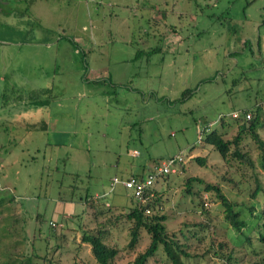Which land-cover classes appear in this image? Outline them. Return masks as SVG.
I'll list each match as a JSON object with an SVG mask.
<instances>
[{
	"label": "rangeland",
	"instance_id": "rangeland-1",
	"mask_svg": "<svg viewBox=\"0 0 264 264\" xmlns=\"http://www.w3.org/2000/svg\"><path fill=\"white\" fill-rule=\"evenodd\" d=\"M243 109L264 139V0H0V264H98L81 240L97 229L114 263L132 264L150 235L129 245L133 197L110 177H145L174 154L175 172L153 181L165 228L189 252L216 247L184 264H225L218 243L239 234L208 184L250 224L239 253L264 252L247 208L264 210L256 143L241 133L252 167L204 140L234 137ZM42 112L63 134L22 121ZM149 264L172 263L159 249Z\"/></svg>",
	"mask_w": 264,
	"mask_h": 264
},
{
	"label": "trees",
	"instance_id": "trees-1",
	"mask_svg": "<svg viewBox=\"0 0 264 264\" xmlns=\"http://www.w3.org/2000/svg\"><path fill=\"white\" fill-rule=\"evenodd\" d=\"M162 34L165 35L164 33ZM159 48L161 47L151 49L157 50ZM96 81L101 82L100 80ZM36 99H38V97H36L35 100ZM239 112L240 116L237 118V120L243 119L248 120L249 122L248 124H241V130L234 137H232L231 139H225L220 133L213 130L208 133L206 132L204 140L207 144L213 146L214 149L218 151L221 157L224 159L229 153L230 145L233 144L232 155L243 162H248V164L253 167L254 164L249 155L246 152H242L238 146L241 133L247 132L254 140L259 149L258 162L260 167L264 169V139L261 138L257 130L261 125L258 112L254 111V116L251 119L244 118L245 113L248 112L246 109L239 110ZM195 159L200 163L204 162V158L202 157L196 156ZM153 161L156 165L155 160ZM138 177L144 178V176L141 174L138 175ZM190 179L191 178H189V180ZM255 181V188L250 192L252 198L256 197L258 192L261 191V186L258 179L255 178ZM206 189H214L218 193V197L221 199L224 206L225 220L229 223L230 226L233 227V229H235L239 233L237 234L234 243L232 242L229 246H225L226 244L222 242L218 243V248H228L226 252L221 254V256L225 257V264H264V252H258L257 247H253L247 251L245 250V247H243V249H241L242 252L239 253V245L242 244L244 236L248 244H251L249 236H247V234L245 233L246 230H242L243 227L245 229H248V225L250 224L245 220V218L241 216V211L235 208L236 203L228 200L225 196L221 195L219 192V188L213 184H208ZM153 192L155 195L154 199L152 201L146 202L143 205L137 204L132 198V204L127 206V212L124 215H120L127 218L131 222L129 231L131 237L129 240V245H133L137 241L141 230H145L150 235L148 245L143 251H140L135 255L132 264H149L150 259L159 249H162L164 251L166 257L172 264H177L179 261L180 264H184V259L190 257L205 256L210 249L216 248L212 243H210V245L204 252H189L185 244L181 243L175 237L174 233H169L165 228L163 221L166 219V217L161 211L162 203L155 188L153 189ZM85 198H87V196H85ZM255 204L256 200H253L249 205H247L248 211L257 220L252 224L251 227H254L253 225L256 224L254 231L257 233V240L258 242L264 244V210L261 209L258 212L254 213ZM121 206L123 209L126 208V206H124L123 204ZM202 225L208 224L203 222L197 224V226ZM103 233L104 232L101 229H97L95 233L90 234L84 232L82 234L81 240L82 242L89 243L90 251L98 264H115L113 258L116 255L117 250L114 247L109 246L103 240Z\"/></svg>",
	"mask_w": 264,
	"mask_h": 264
},
{
	"label": "built area",
	"instance_id": "built-area-1",
	"mask_svg": "<svg viewBox=\"0 0 264 264\" xmlns=\"http://www.w3.org/2000/svg\"><path fill=\"white\" fill-rule=\"evenodd\" d=\"M231 115L234 118H237L240 116V112L233 111ZM250 115V112H246L244 118L249 119ZM182 161L183 156L181 154H175L173 156L167 157L160 163L154 165L152 167V170L144 178H137L134 176H129L125 178L113 176L110 179V188L112 189L116 184H121L124 188L130 190L131 196L137 204L143 205L148 201H152L155 197L153 192V181L155 180V178L161 175L174 173L177 165ZM204 205L209 206L210 203L205 200ZM50 223L51 225H54L53 222Z\"/></svg>",
	"mask_w": 264,
	"mask_h": 264
},
{
	"label": "crops",
	"instance_id": "crops-1",
	"mask_svg": "<svg viewBox=\"0 0 264 264\" xmlns=\"http://www.w3.org/2000/svg\"><path fill=\"white\" fill-rule=\"evenodd\" d=\"M5 3V2H4ZM3 3V4H4ZM165 3H166V1H165ZM7 43V42H6ZM83 50V49H82ZM83 53L85 54L86 53V51H84L83 50ZM47 102H49V101H46V102H44V103H47ZM40 108V107H39ZM39 115H40V117H37L35 114H29L28 116L27 115H25V118H23V120L22 121H25V123L27 122V123H29V125L31 126L32 125V123H34L35 124V126H37V124H39L41 127H42V129H46L47 128V130H49V128H51V130H52V132H57L58 134L59 133H61V134H63V131H64V127H62V126H60V118L58 117L57 118V120L56 121H54V120H50V117H52L51 115H50V113L49 112H42V113H39ZM53 123H57V127H49L50 126V124H52L53 125ZM26 126V125H25ZM23 127V132H24V134H28V132L29 131H26L27 129H28V127L29 126H26V127ZM22 129V128H21ZM56 147V146H55ZM54 149V148H53ZM89 174V173H88ZM89 175H91V174H89ZM115 175H117V174H113V175H111V177H110V179L113 177V176H115ZM96 194V193H95ZM96 198H100V196H99V194L97 193L96 195H94ZM120 205V204H119ZM122 205V204H121Z\"/></svg>",
	"mask_w": 264,
	"mask_h": 264
}]
</instances>
